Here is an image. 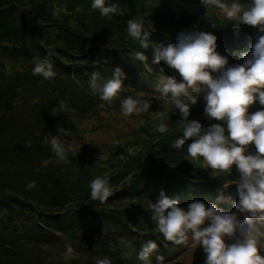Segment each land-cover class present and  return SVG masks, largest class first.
<instances>
[{
  "label": "trees",
  "instance_id": "trees-1",
  "mask_svg": "<svg viewBox=\"0 0 264 264\" xmlns=\"http://www.w3.org/2000/svg\"><path fill=\"white\" fill-rule=\"evenodd\" d=\"M230 2L220 0L224 5L230 6ZM91 4L92 0H0V70L4 74L6 65L13 61L25 65L19 73L11 71L3 78L4 75H0V102H3L0 112V215L7 212L3 226L6 228L0 229V264H96L89 258L103 257H110L112 264H133V254H137L145 242H156V234L162 236L151 219V204L160 198L161 192L186 208L185 204L205 202L204 198L209 203L215 200L219 196L217 181L231 184L239 178L235 165L230 172L208 167L201 170L205 163L203 158L193 160L186 152L191 139L186 140L183 148L174 146L175 140L182 137L178 110L173 114L175 107L162 119L168 124L166 134L155 130L161 119L156 120L154 115L163 114V109L155 111L154 115H139L136 121L148 118L153 124L141 127L138 152L133 151V155L123 148L111 153L119 148L111 143L96 148L71 145L72 152L64 160L69 168L61 171L37 168L38 162L58 160L50 143H44L46 136L42 130L46 132L49 126L39 127L44 120L52 119L51 109L36 111L34 121L14 114L6 117L18 103L30 105L29 98L36 96L37 90L41 89L49 91L55 101L68 99L72 110L86 114L94 103H104L100 94L90 87L92 74L96 73L98 82H101L110 78L117 66L126 73L122 85L127 90L123 93L125 98L151 99L139 93L148 88V79L155 85L162 75H176L180 79L176 70L164 62L152 63V47L159 43H175L182 31L207 32L205 30L223 24L238 23L235 19H227L215 0L206 6L201 0H106L105 6L118 9L110 19L101 16L98 9H92ZM54 9L55 16L52 14ZM221 10L222 14H219ZM72 18L78 20L76 27L71 24ZM133 18H144L154 25L147 50L141 49L139 41L127 34V21ZM91 24L100 27L98 34L93 33ZM212 34L220 36L218 32ZM246 34L237 36L234 32H226L221 35L229 48L234 40L231 49L236 51L235 55L232 54L234 58L237 55L243 60L242 48L254 43ZM224 43L218 44L217 41V51L228 57L231 66L234 60L224 52ZM247 50L242 53L250 52ZM135 51H143L146 60H135L131 55ZM43 58L53 62L56 76L52 79L45 80L32 74L37 59ZM73 73L77 79L72 77ZM140 73L144 74L146 83L141 82ZM20 89L24 93L26 89L30 90V97L19 96L16 101ZM204 102L202 93L192 107L189 119L200 121L204 128L212 123H222L209 120L204 106L197 107ZM163 103L165 106L171 102L164 100ZM37 104L33 101L31 108ZM261 107L256 103V108L250 112ZM56 120H60L58 116ZM68 124L73 126L71 121ZM137 124L131 132L135 133ZM49 125L57 130L56 121ZM85 151L93 155L84 156ZM216 171L219 175L214 178ZM97 176L108 179L112 192L103 204L90 196L89 184ZM212 178V182H206ZM29 182H35V187L30 190L26 188ZM230 195L238 198L236 186ZM16 229L19 231L13 233ZM54 242L62 245V253L65 245L72 246L73 254L67 262L54 259L47 262L45 257L42 259L37 255L42 244ZM157 245L158 254L167 253L163 246ZM258 247L264 255V241L258 240ZM180 249L185 253L187 246L181 245ZM171 250H175L173 244L169 246ZM201 250L203 256L200 258ZM201 250L190 257L192 264L205 262L206 253ZM31 254H35L37 260H31ZM47 254L51 256L52 252L47 251Z\"/></svg>",
  "mask_w": 264,
  "mask_h": 264
},
{
  "label": "clouds",
  "instance_id": "clouds-1",
  "mask_svg": "<svg viewBox=\"0 0 264 264\" xmlns=\"http://www.w3.org/2000/svg\"><path fill=\"white\" fill-rule=\"evenodd\" d=\"M211 2L201 0L205 6ZM215 2L227 19L256 27L261 33L255 37L250 52L241 53L242 64L230 66L228 57L217 51V36L201 31H182L175 43L152 47V63L164 62L180 77L178 80L176 75H162L156 84V91L172 101L173 114L178 110L182 122V137L175 140L174 146L183 148L186 140L191 139L186 152L193 160L202 157L208 168L221 172H230L236 166L239 172V178L233 182L238 193V200L233 203L236 211L226 212L216 203L206 205L202 201L190 202L182 208L178 201L161 192L160 198L151 204V219L166 242L186 246L191 233V240L206 253L205 264H264V255L258 247V240L264 241V0H250L246 8H242L239 0H233L230 6L220 0ZM105 4L106 0H92L91 7L110 19L118 9ZM52 14H57L55 9ZM154 30V25L144 18L127 21V34L139 41L141 49H149ZM131 55L135 60H146L143 51ZM32 74L45 80L54 78L53 62L48 58L37 59ZM126 78V73L117 66L111 77L101 82L93 73L90 87L99 91L101 101L111 104L119 96ZM201 93L206 102V117L222 123L204 128L200 121L189 119ZM256 103L262 107L250 112V106ZM120 107L124 116L140 115L149 112L152 100L128 96ZM155 130L166 134L167 122L161 120ZM49 143L58 160H66L72 152V146L61 143L58 136H52ZM250 145H254L255 153L250 151ZM229 185L225 183L224 188ZM34 187L35 182L26 186L29 190ZM89 188L91 198L101 204L112 195L106 177H95ZM217 200L223 202L225 197L220 195ZM228 240L234 242L227 243ZM72 254V246L65 245V257ZM154 255V264H166L165 257L158 254L157 243L148 240L137 253V260L141 264H153ZM96 264H112V260L103 257Z\"/></svg>",
  "mask_w": 264,
  "mask_h": 264
},
{
  "label": "rangeland",
  "instance_id": "rangeland-1",
  "mask_svg": "<svg viewBox=\"0 0 264 264\" xmlns=\"http://www.w3.org/2000/svg\"><path fill=\"white\" fill-rule=\"evenodd\" d=\"M225 6H229V5H225ZM79 9H82V8L79 6ZM219 14H222V10ZM62 16L64 15L62 14ZM90 17L92 18V16ZM60 18L63 19V17H60ZM71 24L72 26L76 27L78 24V20L72 18ZM90 28L93 30L94 34H98L100 32V27H98L97 25L91 24ZM252 45L253 44L247 45V48H250L247 51L251 50ZM243 62L244 61L240 60L239 57L237 56V60L233 61L232 64L233 65L242 64ZM6 66H5L6 72L4 74H3V71L0 70V75L1 74L4 75L2 76V78L6 77L7 75H10L11 71L15 73V72H18L19 70H22L25 65L22 62L13 61L11 63H8ZM140 79H141V82L144 81L145 78H144L143 73H140ZM147 81H148V88L146 90L142 89L139 93L144 96L148 95V97L151 98L152 107L150 108L149 112L141 113V114L142 115H148V114L154 115L155 111L163 109L161 110L164 112L163 114H159L158 116L154 115L156 120L158 121L160 119L162 120L169 113V111L174 107V104L169 100L171 103L169 104L165 103V106H164L163 101L166 99L161 97L160 94L156 91L155 82L150 79H148ZM0 86H1V83H0ZM31 89L37 90L36 88H31ZM27 91L28 93H26ZM37 91H38L37 95L34 97H31L33 98L32 100L31 98H29L30 90L26 89L24 93L23 89H20L18 91V94H16V96H18V99L16 101H19V96H22V98H29V100L31 101L30 105L25 106V104L21 102L18 103L17 106L14 105V107L16 106L15 109H13L11 112L6 114V117H10L11 115L14 114L17 117L23 116L24 118H28L31 121H34L36 111L38 112L41 110L51 109L52 119H46L43 121V124L39 125V127H43V125L45 124L49 126L46 132H44V129L42 130V134L46 136L44 139L45 140L44 143H48L52 136H58L60 142L65 144L66 146L67 145H74V146L88 145L93 148H96L99 146L105 147L107 146V144L111 143L112 139L115 138L116 136H119V137L122 136L119 139L120 140L119 148L114 149L113 151H111V153L118 151L120 148H123V150L129 153H132L133 151H134L133 153H137L138 152L137 147L139 146L138 140H139L140 133H141V131L139 130H141L142 126L146 127V126H151L153 124V122H149L148 118H143L141 120L136 121L139 115L133 114L131 116H124L122 114L120 105H121V101L125 98L123 95V93L127 91L125 88L121 89L119 96L117 98H114L111 104L105 101L103 104H99V105L94 103L93 108H90L86 114H80L78 111L72 110L71 104L68 101V99H65L63 101L61 100L55 101V99L49 93V91L46 92V90L43 91L41 89ZM93 91L96 94L97 93L99 94L98 90H93ZM79 99L82 100L84 98L79 96ZM33 101L34 103H38V104L37 106L33 105L34 108H31ZM2 103L3 102H0V112L1 113H2L1 111ZM255 108H256V104L250 106L249 111H252ZM57 116H58V119H60L59 121L56 120ZM165 120H167V118H165ZM54 121L58 123L57 130L53 129L49 125L50 122H54ZM69 121L73 122V126H69L68 124ZM135 124H137L138 126H137V129L135 130V133H133L131 132V130L133 129ZM127 148L129 151L127 150ZM75 151L79 152V150H75ZM105 153L109 154L108 151H105ZM83 155L89 157L90 155H93V153H89L85 151L83 152ZM65 164H66L65 161L57 160L51 163L38 162L36 166L37 168L42 169V170L49 171L51 169L56 168L54 170L61 171V170L69 168L70 165L66 166L67 164L66 165ZM103 164H106V161H103ZM219 193L228 194L226 190H220ZM204 200H205L204 203L206 205L211 204V202L209 203L208 199L204 198ZM215 201H218V200L216 199L214 200V202ZM220 203L223 204L224 206L228 205V200L225 199L223 202H220ZM5 214H7V212H4L3 214L0 215V229L2 230H5L6 228V227H3L5 226V221H4ZM239 215H240V218H242V214H239ZM73 225H83V224L73 223ZM18 231L19 229H16V231H13V233H17ZM232 242L234 241L233 240L227 241V243H232ZM186 246H187V251L185 253L178 251V248H175V250H171V251L167 249L166 250L167 253L166 254L163 253L165 255L163 256L165 257L166 264H192L191 262L193 261H190V257L193 256L195 251H198V250L200 251L202 248H200V246L196 242L191 240V233L188 234V240H187ZM192 246H194L195 249L192 248ZM41 247L42 249L37 255L40 256L42 259H44L45 257V259H47L45 261L47 262L49 260L54 259V261L65 263L67 262L66 260L69 258V257H65L64 252L63 253L61 252L63 248H62V245L58 242L42 244ZM27 251L30 252L29 246H27ZM47 251L48 252L51 251L52 255L48 256ZM200 252L201 254L199 255V257L201 258L203 256L202 250ZM133 255H134L133 264H141V262L137 260V254H133ZM89 259L94 260V261L97 260L96 258H89ZM152 259H153V264H154L155 255L152 257ZM31 260H37L35 254L32 255ZM204 261L206 260H203V262Z\"/></svg>",
  "mask_w": 264,
  "mask_h": 264
}]
</instances>
